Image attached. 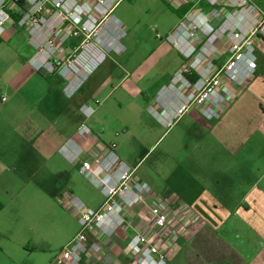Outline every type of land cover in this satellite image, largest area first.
Masks as SVG:
<instances>
[{
	"label": "rangeland",
	"instance_id": "374dc122",
	"mask_svg": "<svg viewBox=\"0 0 264 264\" xmlns=\"http://www.w3.org/2000/svg\"><path fill=\"white\" fill-rule=\"evenodd\" d=\"M112 1L38 0L33 4L32 0H24L20 7L8 0V11L16 15L10 14L16 32H10L9 23L6 33L0 34V96L24 88L21 95L45 100L46 105L40 107L45 118L40 123L31 120L28 125L32 132L26 137L28 141L41 142L54 133L56 142L47 146L45 185L39 188L30 183L19 202L0 201V220L7 224L20 216L25 229L34 227L35 212L61 207L68 210L64 204L69 202V195L90 208L102 205L104 197L93 179L81 173L85 162L98 170L95 161L103 155L100 147L115 145L120 160L132 168L135 160H141L136 174L150 186L153 196L154 182L163 183L161 174L154 169L155 161L163 157L171 139L170 129L181 118L170 128L160 126L149 108L160 112L156 106L161 104L158 98H164L161 92L187 64L167 39L183 17L179 20L177 12L164 0H120L113 9ZM254 2L264 11L257 0ZM221 8L217 12L221 13L219 23L210 21L214 30L232 10L227 0ZM220 49L223 54L227 52L224 45ZM159 52H166V56L153 64L151 56ZM38 56L43 62L39 68L34 64ZM94 63L98 65L85 75L78 69H90ZM70 68L77 75L66 77ZM73 79L75 85L68 89ZM144 103H149V108L140 113ZM81 128L86 129L84 134H80ZM71 142L82 149L73 162L68 158ZM141 212L148 213V208ZM59 220L47 219L48 233L63 225ZM202 236L212 239L208 232ZM1 239L0 262L13 261L12 249L5 247ZM211 252L203 248L201 254L212 260L219 257ZM31 261H44L43 252L34 251Z\"/></svg>",
	"mask_w": 264,
	"mask_h": 264
},
{
	"label": "crops",
	"instance_id": "0c3cea01",
	"mask_svg": "<svg viewBox=\"0 0 264 264\" xmlns=\"http://www.w3.org/2000/svg\"><path fill=\"white\" fill-rule=\"evenodd\" d=\"M164 1L177 12L179 20L189 11H202L210 17L213 9L206 0ZM257 4L264 9V0H257ZM212 20L214 25L219 23V19ZM8 26L11 33L16 32L12 23ZM254 48L256 60L252 76L243 83L223 79V85L234 93L233 100L225 104L219 110V117L214 119L204 117L198 105L189 108L170 129L171 139L163 157L155 161L154 169L161 174L163 183L154 182V196L150 193L145 203L129 210L126 226L110 240H103L109 252L107 255L86 256L81 264H132L127 242L134 228L147 216L141 212L142 208L158 199L175 208H187L192 217L184 225L175 218L171 220L181 232L177 242L168 245V264H264L262 36H256ZM165 56L166 52H159L155 57L153 53L152 63H159ZM215 57L218 64H223L228 55L220 49ZM23 90L0 96V201L3 202L21 201L30 183L39 188L45 185L47 146L56 142L54 133L41 142L38 139L28 141L26 135L32 132L28 123L31 120L40 123L45 118L40 107L45 106L46 101L27 98L21 95ZM148 104L139 108L140 113L149 108ZM156 108L160 112L165 110L162 103ZM140 162L135 160L133 168L139 170ZM135 176L139 179L136 173ZM35 218L39 220L36 222ZM48 218L60 219L63 225L48 233L45 228ZM21 221L20 216L19 220L14 219L9 224L0 220L2 244L12 249L9 251L13 260L0 264H51L60 249L80 230L76 216L62 207L35 212L34 227L25 229ZM205 232L212 235L210 241L202 236ZM203 248L220 258L215 256L212 260L206 254L202 256ZM37 250L43 252L44 261H31Z\"/></svg>",
	"mask_w": 264,
	"mask_h": 264
},
{
	"label": "built area",
	"instance_id": "2783aa9c",
	"mask_svg": "<svg viewBox=\"0 0 264 264\" xmlns=\"http://www.w3.org/2000/svg\"><path fill=\"white\" fill-rule=\"evenodd\" d=\"M32 1L33 4L38 3V0ZM119 1H112V9ZM206 1L213 7L211 18L202 11H189L167 37L187 64L183 72L176 73L169 88L161 92L164 98H158L165 110L158 112L153 107L149 108L164 127H172L194 104L200 107L204 117L218 118L219 110L234 98L233 91L223 85L222 79L226 77L232 82L243 83L252 76L256 60L254 40L258 35L264 38V11L255 4V0H227L232 10L214 30L210 20L220 19L221 13L217 12L226 0ZM7 3L8 0H0V34L6 33L11 19ZM222 45L228 57L223 64H218L215 56ZM38 58L42 57L34 59L37 68L42 66L36 64ZM98 63L86 70L77 68L85 75ZM72 74L77 75V72L69 69L65 76ZM74 81L69 82L68 89L73 88ZM85 131V128L79 130L80 134ZM68 146L69 161H76L82 149L78 150L74 142ZM99 150L103 155L95 161L98 170L93 168V164L85 162L81 173L93 179L104 202L94 209L69 195V202L64 206L76 216L80 230L60 249L51 264H81L86 256L97 258L107 255L109 252L103 240H110L126 226L127 212L135 205L145 203L150 193V186L136 178V169L120 160L115 145L100 147ZM147 208L146 220L134 228L127 242L132 264H168V245L176 243L181 232L171 220L175 218L184 225L191 221V214L187 208H175L163 199L148 203Z\"/></svg>",
	"mask_w": 264,
	"mask_h": 264
},
{
	"label": "trees",
	"instance_id": "16d2710c",
	"mask_svg": "<svg viewBox=\"0 0 264 264\" xmlns=\"http://www.w3.org/2000/svg\"><path fill=\"white\" fill-rule=\"evenodd\" d=\"M14 2L21 7L23 6L24 0H14ZM10 14L16 18V15H14L12 12H10Z\"/></svg>",
	"mask_w": 264,
	"mask_h": 264
},
{
	"label": "bare ground",
	"instance_id": "6f19581e",
	"mask_svg": "<svg viewBox=\"0 0 264 264\" xmlns=\"http://www.w3.org/2000/svg\"><path fill=\"white\" fill-rule=\"evenodd\" d=\"M42 55H43V54H42ZM91 58H93V56H92V55H91ZM38 60H39L40 62H38ZM36 64H37V65H41V64H42V60H41L40 58H39V59H37V60H36ZM70 69H71V68H70Z\"/></svg>",
	"mask_w": 264,
	"mask_h": 264
}]
</instances>
